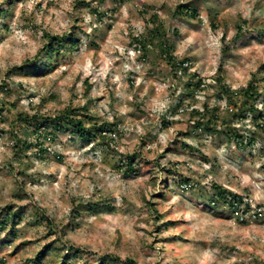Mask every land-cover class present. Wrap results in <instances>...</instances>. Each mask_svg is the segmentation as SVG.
<instances>
[{"label": "rangeland", "instance_id": "rangeland-1", "mask_svg": "<svg viewBox=\"0 0 264 264\" xmlns=\"http://www.w3.org/2000/svg\"><path fill=\"white\" fill-rule=\"evenodd\" d=\"M151 15L203 87L144 53ZM85 105L108 137L13 126ZM0 120V264H264V0H0Z\"/></svg>", "mask_w": 264, "mask_h": 264}, {"label": "trees", "instance_id": "trees-1", "mask_svg": "<svg viewBox=\"0 0 264 264\" xmlns=\"http://www.w3.org/2000/svg\"><path fill=\"white\" fill-rule=\"evenodd\" d=\"M103 1V0H100ZM119 2H122L124 0H117ZM180 7H178L177 10H179ZM5 11H9V9H4ZM97 12V9H95ZM181 10V9H180ZM182 13H185L187 16H197L198 11L196 9H193L192 7H187L184 10H181ZM153 26L150 27L149 34L147 36H143L140 38H136V41L139 42L142 50L144 53H147L148 46H154L157 50L159 49L160 54L166 58L167 62L171 65L172 70L174 74L179 78L185 75H188V77H191V81L187 83L188 90H191L192 92L198 90L199 88L203 87L204 84L202 82V79L199 78L198 75L195 73L193 75H190L188 73L189 70V63L187 59H178V57L175 55V53L170 49L171 45L164 41V29L165 24L157 15H151ZM215 26V25H213ZM242 29L239 27L238 32L236 33L234 39L238 40L241 37ZM51 37V42L48 45H45L44 47H47L48 50L55 49V46L53 44L55 43L53 41V36L48 35ZM158 39L160 42V46H155L153 43L155 40ZM62 42V41H61ZM60 43V42H59ZM161 48V49H160ZM227 49V47L225 48ZM43 51V50H42ZM37 55L34 59L37 60ZM217 75L215 76L216 83L220 86V97H229L232 102L234 98L242 96L244 100V104H249L250 100L256 99L257 95L259 94V85L257 84L255 80V76L248 81L246 86H242L238 90H232L226 85L225 83V77L222 74V68L218 69ZM207 106V105H206ZM205 109V108H204ZM249 110L255 111V107L253 104H250L248 107ZM244 111V109H243ZM197 115L204 116V111H195ZM236 115V113H234ZM222 116L218 114L217 108H214L213 118H221ZM95 115L91 114L89 112V108L85 105L82 107H66L60 111H58L55 115H43L39 112H36L34 114H28L24 112H20L16 115L15 120L13 122L14 128H22L24 129V126H27L28 124H39L42 121L45 122H51L55 128L58 129H69L71 132H74L78 134L83 139H92L96 138L98 135V131H100V137L106 138L108 137L107 132L110 131V128L108 127L109 123L103 122L100 125L95 122ZM20 122V123H19ZM212 122V121H211ZM19 123V124H18ZM208 124H210L208 122ZM212 124V123H211ZM210 124V125H211ZM264 126H261L263 128ZM209 129L211 127H208ZM108 130V131H107ZM106 133V134H104ZM24 145H27V147L30 146V144H27V141L25 140ZM40 144L42 146V143L36 142V145ZM135 164L134 159L130 158L129 163L126 165V170L129 172L133 171ZM221 189H218V191ZM220 194H225V191H220ZM241 200V197L239 195L233 194L231 197V200ZM231 204V201H230ZM157 211V210H155ZM158 212V211H157ZM17 218V214L12 212L11 209L8 210V212L3 216V218H0V233L2 230H4L7 227L8 222L13 221L15 222ZM47 222H49L47 220ZM73 248V247H71ZM130 262H132L130 260Z\"/></svg>", "mask_w": 264, "mask_h": 264}, {"label": "built area", "instance_id": "built-area-1", "mask_svg": "<svg viewBox=\"0 0 264 264\" xmlns=\"http://www.w3.org/2000/svg\"><path fill=\"white\" fill-rule=\"evenodd\" d=\"M0 124H1V120H0ZM239 202H240L239 199H237V201L233 200V203H234L233 208L234 209H236V205H238Z\"/></svg>", "mask_w": 264, "mask_h": 264}]
</instances>
